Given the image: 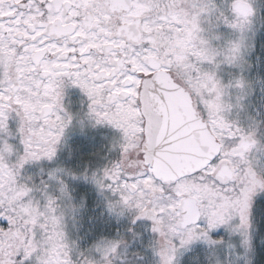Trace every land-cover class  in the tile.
I'll use <instances>...</instances> for the list:
<instances>
[{
	"label": "snow or ice",
	"instance_id": "snow-or-ice-1",
	"mask_svg": "<svg viewBox=\"0 0 264 264\" xmlns=\"http://www.w3.org/2000/svg\"><path fill=\"white\" fill-rule=\"evenodd\" d=\"M253 15L249 0H0V264L84 258L68 241L59 197L20 182L26 163L53 159L72 122L66 81L87 95L92 119L121 130L120 159L92 179L118 196L109 208L152 222L158 264H175L194 241L221 243L211 236L221 226L250 250L264 173L246 159L254 130L225 116L228 89L239 101L244 79L224 84L216 70L243 68ZM222 25L235 38L224 39ZM59 192L68 196L63 180ZM118 243L94 246L106 255Z\"/></svg>",
	"mask_w": 264,
	"mask_h": 264
},
{
	"label": "flooded vegetation",
	"instance_id": "flooded-vegetation-1",
	"mask_svg": "<svg viewBox=\"0 0 264 264\" xmlns=\"http://www.w3.org/2000/svg\"><path fill=\"white\" fill-rule=\"evenodd\" d=\"M217 3L221 4L220 0H217ZM220 30L221 26L218 29L219 33ZM203 67L207 68L208 65L205 64ZM216 74L220 79V72L216 71ZM259 85L260 84H258V86ZM260 89L264 94L263 83ZM89 103L90 101L87 95L79 86L73 85L68 81L65 82L63 105L65 110L71 114L73 118L71 124L65 129L64 135L60 141L62 143V158L60 160L67 158L68 145H71L73 150L80 149L81 146L80 152H84L86 149L93 151H90V153L94 161L88 164L86 182L88 183V189L91 193L90 196L93 197V194L95 193L97 198L101 199V202H104V197H106L105 207H101L96 213L101 212L100 214H102L107 209V214L109 211L112 213V219L127 221L126 227L119 232L117 236V239L123 237L125 244L120 245L117 248V255L114 258V264H137V262L142 261L145 258L147 253L152 254L154 261L158 264L159 257L153 250V242L157 238V234L152 231V222L147 218L135 219V213L122 206L109 208V203L116 201L118 196L114 194H111L110 196L107 188L101 189L92 179L93 173H95L96 176H101L106 167H110L120 159L122 155L120 143L122 142L123 134L121 130L107 122L97 123L92 119L89 115ZM252 112L253 111L247 110L245 113H242V118L236 124L245 131L254 130L257 147L249 153V158H254L256 160L257 170L264 173V131L262 133V130L259 129L258 125L254 126ZM260 133L261 135H259ZM83 159H85L84 156ZM94 162H99L100 165L96 166ZM51 167L52 166H45L44 164L41 165L43 171L45 169L49 170ZM33 170L36 169L34 168ZM88 201V208L85 210L87 211V214H83V217H81L83 224L78 227L77 224L79 217L74 215V222L76 224L74 228L75 231H69V234H74V237L71 238V242L75 243L77 251L81 245H84L86 246L84 253H87L90 250L92 255L99 259L100 253L95 250L94 245L104 239L110 240V232H115L116 230H110L108 216L106 214L102 219L99 218V214H94V208L92 207L91 202L93 201V198ZM91 220L93 222H91ZM94 221L97 224H94ZM94 225H96V231L91 230ZM112 227L114 229L117 228L116 225H113ZM79 228L81 230H79ZM77 232H80V235H78ZM88 232L89 236H87ZM211 236L214 240L221 241V243L209 245L202 240L194 241L190 245L178 249L175 264H177L179 254L188 248H198L203 244H207L211 249L215 250L219 249L221 244L227 245L228 243H233V240L240 237L238 233L230 232L223 226L214 229L211 232ZM250 236L252 245L256 238L259 241L264 240V192L257 193L253 197ZM144 246H147V248H143ZM244 252H246V250L243 248V253Z\"/></svg>",
	"mask_w": 264,
	"mask_h": 264
},
{
	"label": "rangeland",
	"instance_id": "rangeland-1",
	"mask_svg": "<svg viewBox=\"0 0 264 264\" xmlns=\"http://www.w3.org/2000/svg\"><path fill=\"white\" fill-rule=\"evenodd\" d=\"M221 5L230 3V0H220ZM223 26V25H222ZM221 26V27H222ZM251 32L249 33L251 37ZM223 37V36H222ZM235 38L234 34L232 32L231 37H226L224 39H232ZM252 47L250 43V47L247 49L245 53V64L242 69L233 67L231 65H221L219 69L216 71L220 72V80L222 83H224L229 78L227 76H231V81L235 80L238 77H243V79L247 82V88L244 90H247L250 85V80L252 78V72H251V64H252ZM260 67H258L259 69ZM260 74H258L259 76ZM253 80L256 82V84H260L259 86L262 87V79L260 77L253 78ZM252 82V80H251ZM225 84V83H224ZM231 91L236 94V96H240L241 92L240 90L234 88V90ZM243 91V95H245ZM242 95V96H243ZM235 95L230 94V89H228V94L225 96V100L227 103L233 105L230 110H228L225 113L226 118L228 117L230 121H235L238 123L237 118L241 117L242 113L245 112L248 106L243 105L244 97H242L239 101H237V97ZM244 108V110H239L236 108ZM264 110V109H263ZM262 112H259L258 109H255L252 112V119L254 121V126H257L260 124V117L262 116ZM230 115V116H229ZM13 118V119H12ZM227 118V119H228ZM9 129L11 131H15L18 126V121L15 119L14 114L12 117L9 118L8 121ZM10 142L15 144L18 149L22 151V145L19 144L18 138H10ZM80 144V142H79ZM81 145V144H80ZM61 147L62 143L59 142L57 145V151L56 155L53 157L52 160H48L47 158H42L39 161H31L24 165L23 169L21 170V177L20 182L27 181L30 185L35 184L37 186H43L47 185V192L49 194L55 195L59 197L58 203H60L61 207L65 209V217H64V225H65V233L68 238V241L71 242V238L74 237L73 233L69 234V231H75V217L78 218V227L79 225L83 224L82 218L83 214H87V211H85L88 208V200L93 198L92 207L94 214H99V218L102 219V217L106 214L108 216L109 221V227L110 230H116L115 232H110V240L117 239V236L119 232L124 230V228L127 225L126 220H119V219H112V213L109 211L107 214V209L102 214L101 212L96 213L100 210V208L105 207V200L106 197H104V202H101L100 198H97L96 194H93V197L90 196L91 193L88 189V183L86 182V171L88 164L94 159L92 158V155L90 151L92 150H84V152H80V149L73 150L71 145H68V156L67 158H62L61 155ZM93 152V151H92ZM85 159H83V156ZM12 159L14 160L15 157L13 156ZM58 161V162H57ZM57 162V163H53ZM96 166H99V162H94ZM44 164L45 166H52L49 170H42L41 165ZM36 170H33V169ZM71 170L72 174H67L65 170ZM57 170H63V171H57ZM55 173L57 178H52L50 174ZM74 174V175H73ZM30 178V179H29ZM60 180H63L64 184L67 186V197H62L61 193L59 192L60 187ZM85 191V192H84ZM110 196L113 194L109 190ZM32 195L37 198L41 199L43 193L40 191H34ZM41 202L42 199H41ZM77 219V218H76ZM100 221V220H99ZM91 222H93L91 220ZM94 224H97L94 221ZM70 225V227H69ZM116 225V229H114L112 226ZM79 230H81L79 228ZM93 231H96V225L91 229ZM78 235H80V232H77ZM87 236H89V232L87 233ZM233 243H228L227 245L221 244L219 249H211L207 244H203L198 248H188L185 251H182L178 256L177 264H241L238 260L241 258L242 252H243V246L241 244V237L236 238L233 240ZM86 246L81 245L78 249V252H84ZM143 248H147V246H144ZM137 264H157L154 261V257L152 254L147 253L145 255V258L142 261L137 262ZM246 264V263H243Z\"/></svg>",
	"mask_w": 264,
	"mask_h": 264
},
{
	"label": "trees",
	"instance_id": "trees-1",
	"mask_svg": "<svg viewBox=\"0 0 264 264\" xmlns=\"http://www.w3.org/2000/svg\"><path fill=\"white\" fill-rule=\"evenodd\" d=\"M253 7V24H252V33H251V47H252V64H251V72H252V82L250 80V85L247 90H244L245 95L244 102L242 103L245 106H248L247 110L254 111L258 109L259 112H262V116L260 117V124H258L259 129L264 131V94L261 92L260 86L256 84L253 78L260 77L262 79V83L264 85V0H249ZM223 38L231 37L232 30L227 28L226 26H222L220 30ZM258 67H260L258 69ZM258 74H260L258 76ZM227 80L224 82L225 84H229L231 82V76H227ZM230 89V94L235 95ZM234 90V88H232ZM237 97V96H236ZM239 110H244L242 107L236 108ZM244 112V113H245ZM230 116V115H229ZM242 118L239 117L237 120L239 121ZM261 135V133L259 134ZM241 264H264V240L254 239L253 245L251 244V249L242 252L241 258L238 260Z\"/></svg>",
	"mask_w": 264,
	"mask_h": 264
},
{
	"label": "clouds",
	"instance_id": "clouds-1",
	"mask_svg": "<svg viewBox=\"0 0 264 264\" xmlns=\"http://www.w3.org/2000/svg\"><path fill=\"white\" fill-rule=\"evenodd\" d=\"M246 36H247V44L250 47L251 37H250L249 33H246ZM247 86H248L247 85V82L244 80V89H246ZM64 87H65V84L62 85V90L63 91H64ZM244 89H243V91H244ZM63 99H64V96L62 98V104H63ZM225 103H227L226 100H225ZM256 147H257V145L254 148H256ZM249 153L247 154L246 159L248 160V162H249L252 170L257 174V176H259L261 174V171L257 170L256 160L254 158L253 159H250L249 158ZM65 171H66L67 174H72L70 169L65 170ZM115 242H119L118 243V247L120 245L125 244V241H124L123 237H121L119 239H115V240H107V239H104V240L99 241L97 244H100L101 248H105L108 245H110L111 243H115ZM94 248H95V246H94ZM116 255H117V250L115 252H107L106 255L104 253H100V258L97 259V258H95L92 255L91 251L89 250L87 253H84V258L81 261V264H114V258H115Z\"/></svg>",
	"mask_w": 264,
	"mask_h": 264
}]
</instances>
